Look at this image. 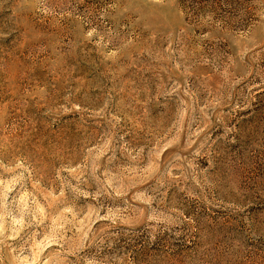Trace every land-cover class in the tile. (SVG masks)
<instances>
[{
    "label": "rangeland",
    "instance_id": "374dc122",
    "mask_svg": "<svg viewBox=\"0 0 264 264\" xmlns=\"http://www.w3.org/2000/svg\"><path fill=\"white\" fill-rule=\"evenodd\" d=\"M0 264H264V0H0Z\"/></svg>",
    "mask_w": 264,
    "mask_h": 264
}]
</instances>
